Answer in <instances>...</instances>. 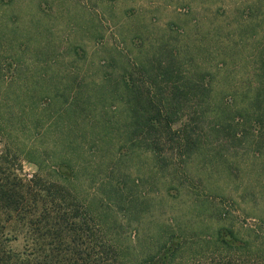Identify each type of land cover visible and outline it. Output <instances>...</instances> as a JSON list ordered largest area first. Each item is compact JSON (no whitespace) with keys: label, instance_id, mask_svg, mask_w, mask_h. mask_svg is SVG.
<instances>
[{"label":"rangeland","instance_id":"1","mask_svg":"<svg viewBox=\"0 0 264 264\" xmlns=\"http://www.w3.org/2000/svg\"><path fill=\"white\" fill-rule=\"evenodd\" d=\"M179 47L210 90L190 154L179 110L172 130L138 135L120 101L129 72L164 52L177 65ZM263 93L264 0H0V151L38 209L6 224L8 244L31 264L64 261L68 239L30 225L60 209L81 228L89 214L129 259L230 228L246 246L231 253L264 262Z\"/></svg>","mask_w":264,"mask_h":264},{"label":"trees","instance_id":"2","mask_svg":"<svg viewBox=\"0 0 264 264\" xmlns=\"http://www.w3.org/2000/svg\"><path fill=\"white\" fill-rule=\"evenodd\" d=\"M163 54L165 55V52ZM163 54L157 57L156 62L151 61L147 67L144 62L139 68L129 72L127 78L122 79L125 99L120 101L126 104L131 126L135 132L138 131V135L148 131V128L157 130L165 127L170 131L172 124L182 115L185 121L180 127L179 148L184 147L187 154H190L200 144L198 130L204 128L201 123L207 117L206 107L202 104L209 96L208 79L192 65V59L187 57L186 50L182 51L179 47L177 65L174 60L163 62ZM177 54L175 50L171 56ZM185 70L187 72H184ZM258 98L259 95L256 96L257 100ZM173 109L179 110V117L175 120L169 117L168 112ZM223 115L224 113L215 111L213 117L216 126L221 123ZM6 155L8 154L0 151V264H31L30 259L22 258L12 250L8 244L9 237L4 232L6 224L18 220L26 213L33 215V211L38 210L35 207L36 194L32 195L34 192L18 179L15 169L7 162ZM40 211L42 214H39V221L30 225L39 228L41 222H45L47 231L55 240L62 242L63 238L68 239L63 246L60 244L57 247L68 255L63 258L64 261L56 259L52 264H264L263 261L241 258L238 253H231L241 248L243 251L246 246L241 244L230 228L218 229L215 234L206 237H200L197 233L189 235L180 232L179 240L170 234L167 241L155 243V248H152L154 251L129 259L125 256L132 253L128 244H119L117 237L107 229H101L89 214H82L86 226L81 228L80 225L69 222L67 215L60 209ZM77 229L81 230V234L76 232ZM123 238L126 239V235ZM228 249L229 256L226 255ZM207 251L214 255L207 258L208 260H194L195 256L207 254Z\"/></svg>","mask_w":264,"mask_h":264}]
</instances>
